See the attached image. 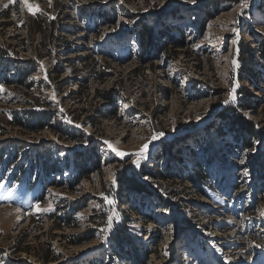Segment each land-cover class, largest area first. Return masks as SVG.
<instances>
[{
	"label": "rangeland",
	"instance_id": "374dc122",
	"mask_svg": "<svg viewBox=\"0 0 264 264\" xmlns=\"http://www.w3.org/2000/svg\"><path fill=\"white\" fill-rule=\"evenodd\" d=\"M28 2L0 0V264H264V0Z\"/></svg>",
	"mask_w": 264,
	"mask_h": 264
},
{
	"label": "snow or ice",
	"instance_id": "6c2138e0",
	"mask_svg": "<svg viewBox=\"0 0 264 264\" xmlns=\"http://www.w3.org/2000/svg\"><path fill=\"white\" fill-rule=\"evenodd\" d=\"M22 2L27 6L28 11H29L30 13H32L33 15L36 14V11H39V9H36V10L34 11V10H33V6H32L31 4H29L28 0H22ZM191 2H192V3H195V0H191ZM49 3H51V0H49ZM247 6H248V0H241V8H245V7H247ZM4 7H8V5L5 4ZM234 31H235V30H234ZM232 63H233V65H237V62H236L235 60H233ZM237 66H238V65H237ZM235 91H236V88L233 87V88H232V92L235 93ZM231 99H232V101L234 102L235 99H236V97L233 95V96L231 97ZM225 103H229V101H225ZM163 135H164V133H158V134H155V135L153 136L152 139H153V140H155V139H159V138H160L161 136H163ZM106 143H107V142H106ZM109 147L112 148L113 151L117 152V155H120V156L125 155L123 152H119L117 149L113 148L111 144H109ZM147 148H148V144H144V145L141 147L140 152L137 153V155H138L139 157H141L142 159H146V158H147V156H146ZM133 163H134L137 167H139V166H140V159L134 160ZM245 175H247V170H245ZM113 183H115V181H113ZM0 187H3V186L0 185ZM108 202H109V203H112V201H108ZM37 207H39V206L37 205ZM18 211H19V209H18ZM111 219H112V217H109V224H108V228H109V229H111V227H112Z\"/></svg>",
	"mask_w": 264,
	"mask_h": 264
},
{
	"label": "trees",
	"instance_id": "16d2710c",
	"mask_svg": "<svg viewBox=\"0 0 264 264\" xmlns=\"http://www.w3.org/2000/svg\"><path fill=\"white\" fill-rule=\"evenodd\" d=\"M141 38H142V40H143V42H145L146 43V41L148 40V41H150V35L148 34V33H144L142 30H141V33H140V35H139ZM140 37H138V38H140ZM169 44H171V43H169ZM170 47H172L171 45H170ZM167 50H171V49H168V47L165 49V51H167ZM245 50H246V52L247 53H250V50L251 49H249V47L248 46H246L245 45ZM245 59V58H244ZM249 71H250V73L252 74V69H248ZM247 97V93H243V98H242V100L244 101V102H249V100L246 98ZM233 118H235V116H232ZM237 125H238V123H237ZM129 245L128 243H125L124 245H120V246H116L117 247V252H120V253H124L125 254V252H126V249H125V247H127V245ZM127 264H132L131 262H129V263H127Z\"/></svg>",
	"mask_w": 264,
	"mask_h": 264
},
{
	"label": "bare ground",
	"instance_id": "6f19581e",
	"mask_svg": "<svg viewBox=\"0 0 264 264\" xmlns=\"http://www.w3.org/2000/svg\"><path fill=\"white\" fill-rule=\"evenodd\" d=\"M7 207H0V209H6Z\"/></svg>",
	"mask_w": 264,
	"mask_h": 264
}]
</instances>
